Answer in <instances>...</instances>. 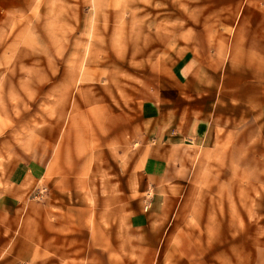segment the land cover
Listing matches in <instances>:
<instances>
[{
  "label": "rangeland",
  "instance_id": "obj_1",
  "mask_svg": "<svg viewBox=\"0 0 264 264\" xmlns=\"http://www.w3.org/2000/svg\"><path fill=\"white\" fill-rule=\"evenodd\" d=\"M248 1L0 0V264H264L258 151L234 138L196 153L182 190L132 203L114 198L109 160L79 154L83 122L117 91L156 84L179 47L230 31ZM21 151L46 168L34 185L11 183Z\"/></svg>",
  "mask_w": 264,
  "mask_h": 264
},
{
  "label": "crops",
  "instance_id": "obj_2",
  "mask_svg": "<svg viewBox=\"0 0 264 264\" xmlns=\"http://www.w3.org/2000/svg\"><path fill=\"white\" fill-rule=\"evenodd\" d=\"M247 3L248 11L243 6L242 14L232 18L230 31L193 38V43L177 50L171 73L168 66V74L156 84L117 91L114 108L99 110L93 125L83 122V146L88 148L79 154L84 164L95 157L111 162L120 174L115 199L132 203L140 200L141 192L153 191L166 200L187 183L182 173L196 153L234 138L247 154H263L257 163L264 168V0ZM63 145L61 141L53 163ZM21 152L11 183L34 185L46 168ZM113 213L114 219L116 214L120 218L121 208H113ZM138 224L135 213L129 225L142 229L144 225Z\"/></svg>",
  "mask_w": 264,
  "mask_h": 264
}]
</instances>
